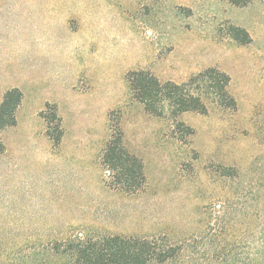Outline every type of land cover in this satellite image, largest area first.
Wrapping results in <instances>:
<instances>
[{
  "label": "rangeland",
  "instance_id": "1",
  "mask_svg": "<svg viewBox=\"0 0 264 264\" xmlns=\"http://www.w3.org/2000/svg\"><path fill=\"white\" fill-rule=\"evenodd\" d=\"M208 68L237 109L183 114L187 142L131 98L130 72L183 84ZM0 81L28 99L1 134L0 264H69L58 243L117 235L182 245L186 264H264V0H0ZM110 113L145 165L134 195L106 184Z\"/></svg>",
  "mask_w": 264,
  "mask_h": 264
},
{
  "label": "trees",
  "instance_id": "2",
  "mask_svg": "<svg viewBox=\"0 0 264 264\" xmlns=\"http://www.w3.org/2000/svg\"><path fill=\"white\" fill-rule=\"evenodd\" d=\"M230 1L243 6L250 2V0ZM127 81L132 100L140 103L147 114L156 118H164L168 115L174 119V126L178 129L182 142H187L195 133L192 128L179 120L183 114L195 112L207 116L209 114L207 100L225 110L237 109V102L229 91L231 78L217 68H208L193 75L183 84L172 81L162 82L146 70L130 72ZM22 99L21 91L13 89L6 94L0 105V153L5 151L1 134L6 128L17 125L16 110ZM52 106L47 104L46 108ZM116 115L119 113L109 114L111 135L102 156V164L108 172L106 184L112 190L134 195L145 188L147 182L145 165L139 156L127 148L121 120L120 117L116 119ZM42 116L48 121L47 135L54 146H60L64 136L62 119L56 112L52 113L50 119L47 118L45 111ZM54 120L57 128L51 132L49 124L51 125ZM223 170L224 175L235 172L232 169ZM57 247L59 253L69 256V264H186L183 246L172 245L169 240L163 238L117 235L99 239L70 240L58 243ZM218 257V260L213 261L214 264H218L215 263L216 261L223 263L220 254ZM187 263L194 264L192 260Z\"/></svg>",
  "mask_w": 264,
  "mask_h": 264
},
{
  "label": "crops",
  "instance_id": "3",
  "mask_svg": "<svg viewBox=\"0 0 264 264\" xmlns=\"http://www.w3.org/2000/svg\"><path fill=\"white\" fill-rule=\"evenodd\" d=\"M85 10H86V9H85ZM86 11H87V12H90V11H88V10H86ZM100 20H101V19H100ZM100 32H101V31H100ZM100 32H99L98 34H95V36H96V35H99ZM77 33H78V34H81V32H79V31H78ZM87 36H91V34L88 33ZM92 37H94V34L92 35ZM94 38H96V37H94ZM92 49H94V50L97 51V48L94 47L93 44L91 43V44L89 45V47H88L87 52H88V53H91ZM13 89H18V90H20L21 93H22V95H23L22 103L20 104V106H19L18 109L16 110L17 124H19V114H20V115L22 114V115L25 116V117L27 116V104H28L27 100H28V99H27V97H26V94H25V92H24L23 87H22V86H18V85L7 84V83H5L4 81H0V105H1L2 102L4 101V98H5L6 94H7L10 90H13ZM47 104H51V103L47 102V103L45 104L44 109L41 110L39 113L36 114L37 117H38V115H40V117H38L39 120H41V118H42V113L45 111ZM109 108L112 109V110L114 109V107H109ZM109 108H106V109L109 110ZM106 109H104V111H106ZM108 110H107V111H108ZM16 126H17V125H16ZM16 126H13V127H16ZM9 128H12V127H8V128H6V129L2 132V134H3V135L6 134V132L9 131ZM110 135H111V134H110ZM4 145H6L5 141H4ZM53 145H54V144H53ZM6 146H7V145H6ZM5 148H6V147H5ZM9 148H10V146H9ZM5 150H6V149H5ZM4 152H5V151H4Z\"/></svg>",
  "mask_w": 264,
  "mask_h": 264
}]
</instances>
